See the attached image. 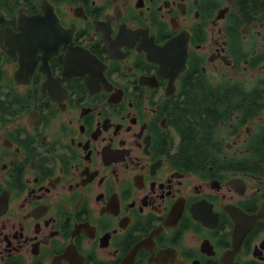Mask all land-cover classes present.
I'll list each match as a JSON object with an SVG mask.
<instances>
[{
	"label": "flooded vegetation",
	"instance_id": "af4514ba",
	"mask_svg": "<svg viewBox=\"0 0 264 264\" xmlns=\"http://www.w3.org/2000/svg\"><path fill=\"white\" fill-rule=\"evenodd\" d=\"M0 13V264H264V0Z\"/></svg>",
	"mask_w": 264,
	"mask_h": 264
},
{
	"label": "water",
	"instance_id": "95a60500",
	"mask_svg": "<svg viewBox=\"0 0 264 264\" xmlns=\"http://www.w3.org/2000/svg\"><path fill=\"white\" fill-rule=\"evenodd\" d=\"M3 14L0 13V23H2L4 21V19L2 18Z\"/></svg>",
	"mask_w": 264,
	"mask_h": 264
}]
</instances>
